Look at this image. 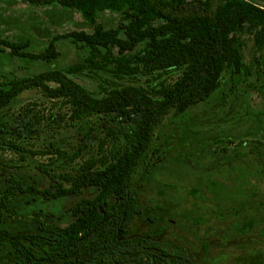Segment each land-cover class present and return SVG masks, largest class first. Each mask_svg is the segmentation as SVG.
Instances as JSON below:
<instances>
[{
  "label": "trees",
  "instance_id": "obj_1",
  "mask_svg": "<svg viewBox=\"0 0 264 264\" xmlns=\"http://www.w3.org/2000/svg\"><path fill=\"white\" fill-rule=\"evenodd\" d=\"M33 6L77 11L93 26L54 36L44 51L27 49L29 41L0 39L1 49L17 57L51 62L57 42L69 39L87 51L82 61L19 76L0 72V149L33 153L28 139L51 136L43 151L50 162L37 166L49 179L25 186L19 174L5 175L0 160V214L17 192L46 199L80 195L67 225L40 222L39 231L0 228V245L8 246L0 264H188L185 249L159 241L163 229L137 235L131 224L140 213L135 180L156 128L174 111L179 115L207 101L222 84L248 68L245 35L264 53V4L251 0H27ZM264 3V0H260ZM121 21L106 28L102 12ZM177 73L173 80L169 75ZM90 76L97 92L78 81ZM34 89L50 104L47 114L30 102L15 110L22 93ZM27 104V103H26ZM60 127L75 129L78 143L67 148L55 138ZM113 127H116V131ZM105 130L98 144L92 140ZM149 236V237H148ZM153 238H151V237Z\"/></svg>",
  "mask_w": 264,
  "mask_h": 264
},
{
  "label": "rangeland",
  "instance_id": "obj_2",
  "mask_svg": "<svg viewBox=\"0 0 264 264\" xmlns=\"http://www.w3.org/2000/svg\"><path fill=\"white\" fill-rule=\"evenodd\" d=\"M120 21L118 13L99 14V22L106 28L117 27ZM74 30L92 32L93 26L77 11L33 6L27 0H0V39L29 41L26 50L30 52L44 51L54 36ZM244 38L245 72L234 77L225 72L219 89L207 101L179 115L172 111L156 128L135 180L140 213L130 233L166 227L172 234H187L201 248L207 243L208 254L230 246L241 264H264V53L255 50L251 37ZM1 46L0 72L19 76L65 68L87 55L69 39L57 42L59 55L51 62L17 57ZM176 76L169 75V80ZM78 81L92 91L99 90L98 82L90 76H79ZM43 100L39 91L30 89L12 106L18 110L37 102V108L47 116L50 104H42ZM58 129L55 138L63 146L78 143L75 129ZM100 129L92 140L95 155L105 138V130ZM50 139L46 134L28 139L26 146L33 153L0 149L5 175L19 174L25 186L34 179L41 188L47 186L49 179L37 166L48 164L52 155L34 152L45 150ZM4 178L0 175V183L7 187ZM94 194L90 188L80 195L46 199L36 193L17 192L0 214V228L35 232L42 221L67 225L74 218L71 206ZM170 238L172 235L167 236ZM7 249L0 245V256Z\"/></svg>",
  "mask_w": 264,
  "mask_h": 264
},
{
  "label": "flooded vegetation",
  "instance_id": "obj_3",
  "mask_svg": "<svg viewBox=\"0 0 264 264\" xmlns=\"http://www.w3.org/2000/svg\"><path fill=\"white\" fill-rule=\"evenodd\" d=\"M161 228L163 229V232L158 240L174 243L177 246L185 249L187 252L186 259L188 264H241V261L235 260L234 253L236 252V250L234 251L230 246L223 249H217L214 252L208 254L207 243L203 245V248H201L197 246L193 239L189 238L187 234H172L167 230L166 227ZM154 231L135 234L145 236L147 235L146 233H153ZM169 235H172V239L170 238V240L167 239V236ZM192 256H194L195 259H193Z\"/></svg>",
  "mask_w": 264,
  "mask_h": 264
}]
</instances>
